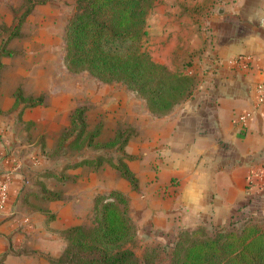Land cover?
I'll use <instances>...</instances> for the list:
<instances>
[{"label":"crops","instance_id":"0c3cea01","mask_svg":"<svg viewBox=\"0 0 264 264\" xmlns=\"http://www.w3.org/2000/svg\"><path fill=\"white\" fill-rule=\"evenodd\" d=\"M146 22L151 59L181 69L194 85L170 111L139 124L127 140L124 151L132 158L124 163L136 184L118 174L117 191L153 229L221 225L242 211L260 214L264 188L256 187L253 174L264 162V107L255 108L254 87L264 79V0H156ZM243 55L252 58L248 68L229 62ZM212 58L218 62L212 64ZM13 101L11 95V109ZM244 111L251 117L239 131L233 119ZM11 160L0 149V180H6L7 190L0 213L2 264L14 257L16 208L27 195ZM81 169H65L63 179ZM34 211L41 215L43 208ZM30 222L34 227L36 221L24 219L26 232Z\"/></svg>","mask_w":264,"mask_h":264},{"label":"rangeland","instance_id":"374dc122","mask_svg":"<svg viewBox=\"0 0 264 264\" xmlns=\"http://www.w3.org/2000/svg\"><path fill=\"white\" fill-rule=\"evenodd\" d=\"M26 9L28 14L13 31ZM73 11L74 0H0V149L3 158L12 156L11 162L23 178L21 192H27L16 208L14 229L19 236L11 246L14 257L10 264H51L65 247L68 228L89 229L94 224V199L119 190V172L105 160L116 164L129 160L124 151L127 140L136 136L139 124L155 115L122 84L103 83L86 72L66 68L64 32ZM145 47L148 50L147 44ZM16 90L24 102L37 96L42 102L31 107L20 103L17 110L11 109V95ZM75 107L83 108L85 130L69 144L74 135L64 130L70 128L69 114ZM89 134L95 135L87 144ZM97 157L103 162L101 167L93 170L82 165L78 175L63 179L65 169ZM119 193L127 202V217L134 228L125 246L140 261L182 229L181 223L153 229ZM38 207L43 208V215L34 211ZM262 212L258 217L264 221ZM26 218L36 221L37 229L30 222L26 232ZM160 257L162 264L163 254Z\"/></svg>","mask_w":264,"mask_h":264},{"label":"trees","instance_id":"16d2710c","mask_svg":"<svg viewBox=\"0 0 264 264\" xmlns=\"http://www.w3.org/2000/svg\"><path fill=\"white\" fill-rule=\"evenodd\" d=\"M156 0H74V11L64 32V64L71 72H86L103 83L116 82L141 97L150 113L163 115L189 95L194 82L182 71L170 70L151 59L145 47L147 16ZM29 9L18 19L28 14ZM13 106H36L41 97L24 102L20 90L12 94ZM83 108L69 114V144L85 130ZM95 134L87 136L90 144ZM125 156V159H131ZM100 157L73 164L102 166ZM120 176L135 186L125 163L105 160ZM127 202L118 191L94 199V224L89 229L65 231V247L51 264H264V221L255 212L242 211L222 225L199 224L183 227L177 236L151 250L140 261L126 247L134 235L127 217Z\"/></svg>","mask_w":264,"mask_h":264},{"label":"built area","instance_id":"2783aa9c","mask_svg":"<svg viewBox=\"0 0 264 264\" xmlns=\"http://www.w3.org/2000/svg\"><path fill=\"white\" fill-rule=\"evenodd\" d=\"M264 61V58H263ZM212 64L217 63V58L211 59ZM235 67L241 68H248L252 62V58L249 56H238L233 58L229 61ZM263 73H264V66H263ZM254 106L255 108L264 107V79L257 83L254 87ZM250 112H240L238 113L235 118L233 119L234 125L237 127L239 131H243L250 120ZM255 177L258 179L256 183V187L261 189L264 188V162L259 166L258 172L254 173ZM251 181V178L248 180ZM7 202V190H6V180H0V213L4 210L5 204Z\"/></svg>","mask_w":264,"mask_h":264}]
</instances>
